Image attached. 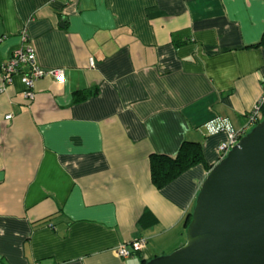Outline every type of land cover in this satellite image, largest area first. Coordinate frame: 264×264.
<instances>
[{
  "label": "crops",
  "instance_id": "crops-1",
  "mask_svg": "<svg viewBox=\"0 0 264 264\" xmlns=\"http://www.w3.org/2000/svg\"><path fill=\"white\" fill-rule=\"evenodd\" d=\"M26 30L45 71L0 76V264H143L186 241L209 168L158 190L150 157L200 143L211 169L264 92V0H0V69ZM93 63V65L91 64ZM97 89L86 101L74 93ZM147 239L122 259L120 246Z\"/></svg>",
  "mask_w": 264,
  "mask_h": 264
},
{
  "label": "water",
  "instance_id": "water-1",
  "mask_svg": "<svg viewBox=\"0 0 264 264\" xmlns=\"http://www.w3.org/2000/svg\"><path fill=\"white\" fill-rule=\"evenodd\" d=\"M145 264H264V118L207 175L186 242Z\"/></svg>",
  "mask_w": 264,
  "mask_h": 264
},
{
  "label": "built area",
  "instance_id": "built-area-1",
  "mask_svg": "<svg viewBox=\"0 0 264 264\" xmlns=\"http://www.w3.org/2000/svg\"><path fill=\"white\" fill-rule=\"evenodd\" d=\"M21 44L16 48L0 69L2 86L12 85L14 77H19L24 86L23 97L27 101H34L36 97L35 84L38 80L51 76L61 82L65 81L63 70L45 71L37 61L35 47L30 43V38L26 30L20 34ZM2 40H0L1 42ZM93 65V63L91 62ZM62 78V80H61ZM264 118V92L257 101L253 110L247 115L246 123L239 129H235L226 118H216L205 125L209 135L226 133L227 140L220 144L218 153L219 161L224 159L231 149L249 133ZM147 248V239L141 238L130 243V247L123 245L117 249L119 257L130 258L136 253H141Z\"/></svg>",
  "mask_w": 264,
  "mask_h": 264
},
{
  "label": "trees",
  "instance_id": "trees-1",
  "mask_svg": "<svg viewBox=\"0 0 264 264\" xmlns=\"http://www.w3.org/2000/svg\"><path fill=\"white\" fill-rule=\"evenodd\" d=\"M254 47L264 48V35L261 41ZM98 93L97 89L82 90L74 93V103L86 101ZM197 165H204L211 170L206 163L203 149L200 143L185 141L176 156L153 154L150 157L151 180L158 189H163L168 184L179 178L183 173ZM192 218V212L185 220V227L188 228ZM147 261H144L145 264Z\"/></svg>",
  "mask_w": 264,
  "mask_h": 264
},
{
  "label": "rangeland",
  "instance_id": "rangeland-1",
  "mask_svg": "<svg viewBox=\"0 0 264 264\" xmlns=\"http://www.w3.org/2000/svg\"><path fill=\"white\" fill-rule=\"evenodd\" d=\"M210 171H211V170H210ZM210 171H209V172H210ZM208 174H209V173H208ZM185 242H186V241H185Z\"/></svg>",
  "mask_w": 264,
  "mask_h": 264
},
{
  "label": "snow or ice",
  "instance_id": "snow-or-ice-1",
  "mask_svg": "<svg viewBox=\"0 0 264 264\" xmlns=\"http://www.w3.org/2000/svg\"><path fill=\"white\" fill-rule=\"evenodd\" d=\"M61 80H62V78H61Z\"/></svg>",
  "mask_w": 264,
  "mask_h": 264
},
{
  "label": "bare ground",
  "instance_id": "bare-ground-1",
  "mask_svg": "<svg viewBox=\"0 0 264 264\" xmlns=\"http://www.w3.org/2000/svg\"><path fill=\"white\" fill-rule=\"evenodd\" d=\"M152 260V259H151Z\"/></svg>",
  "mask_w": 264,
  "mask_h": 264
}]
</instances>
